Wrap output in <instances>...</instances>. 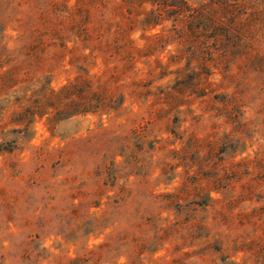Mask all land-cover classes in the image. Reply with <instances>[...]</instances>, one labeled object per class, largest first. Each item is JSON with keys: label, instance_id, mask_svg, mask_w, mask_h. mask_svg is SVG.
I'll return each instance as SVG.
<instances>
[{"label": "rangeland", "instance_id": "1", "mask_svg": "<svg viewBox=\"0 0 264 264\" xmlns=\"http://www.w3.org/2000/svg\"><path fill=\"white\" fill-rule=\"evenodd\" d=\"M5 4L0 264H264V46L254 64L232 66L229 80L211 69L206 96L185 60L170 62L174 45L141 59L134 77L178 98L163 121L153 120L151 98L126 95L116 113L26 126L13 114L83 72L67 58L27 57ZM140 36L132 34L142 46ZM157 58L167 68L150 76ZM216 95L234 102L225 109Z\"/></svg>", "mask_w": 264, "mask_h": 264}, {"label": "trees", "instance_id": "2", "mask_svg": "<svg viewBox=\"0 0 264 264\" xmlns=\"http://www.w3.org/2000/svg\"><path fill=\"white\" fill-rule=\"evenodd\" d=\"M5 1L6 24L18 33L16 41L28 51L27 57L56 65L67 58L83 72L13 114L26 126L36 117L54 124L77 115L116 113L126 95L137 101L151 98L153 120L163 121L164 113L177 111L178 98L158 88L151 91L134 77V70L141 59L170 45L176 47L170 62L185 60L186 69L195 71L194 85L207 86L199 88L200 96L207 95L211 69L229 80L232 66L241 68L262 57L264 0H201L198 6L188 0ZM135 31H141L142 46L132 38ZM7 61H12L9 55ZM98 62L102 69L91 75ZM166 68L157 58L148 66V75ZM218 97L225 109L234 102L228 95Z\"/></svg>", "mask_w": 264, "mask_h": 264}]
</instances>
